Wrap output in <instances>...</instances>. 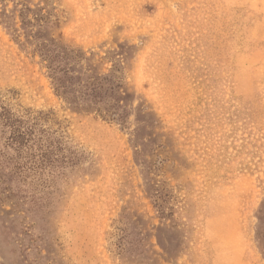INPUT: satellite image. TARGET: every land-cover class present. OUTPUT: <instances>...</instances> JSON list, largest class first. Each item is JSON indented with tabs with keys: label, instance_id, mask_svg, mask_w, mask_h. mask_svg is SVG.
I'll return each instance as SVG.
<instances>
[{
	"label": "rangeland",
	"instance_id": "rangeland-1",
	"mask_svg": "<svg viewBox=\"0 0 264 264\" xmlns=\"http://www.w3.org/2000/svg\"><path fill=\"white\" fill-rule=\"evenodd\" d=\"M43 43L119 70L120 121L56 95ZM0 93L83 154L18 170L0 133V264H264V0L0 2Z\"/></svg>",
	"mask_w": 264,
	"mask_h": 264
},
{
	"label": "trees",
	"instance_id": "trees-1",
	"mask_svg": "<svg viewBox=\"0 0 264 264\" xmlns=\"http://www.w3.org/2000/svg\"><path fill=\"white\" fill-rule=\"evenodd\" d=\"M9 1L11 0H0L2 3ZM67 52L69 57L54 43H43L36 50L56 95L66 101L69 97L76 98L77 95L87 96L86 93L93 87L104 94L109 92L110 102L105 104V109L96 112L104 120L120 121L113 103L116 93L121 89L118 86L121 79L115 76L119 70L115 68L109 76L99 79L90 77L87 81H71L68 76L73 70L69 62L79 59V56H73L74 52ZM60 60L67 61V70L59 68ZM0 133L5 142L4 146L16 154L15 166L18 170L64 165L74 167L82 160V151L78 146L73 147L67 127L53 112L23 108L12 97L1 93Z\"/></svg>",
	"mask_w": 264,
	"mask_h": 264
}]
</instances>
